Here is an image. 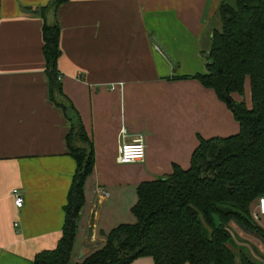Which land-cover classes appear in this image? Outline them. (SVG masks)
<instances>
[{
  "label": "crops",
  "instance_id": "crops-1",
  "mask_svg": "<svg viewBox=\"0 0 264 264\" xmlns=\"http://www.w3.org/2000/svg\"><path fill=\"white\" fill-rule=\"evenodd\" d=\"M49 1L0 0V264H34L36 254L55 248L76 168L65 144L69 123L48 96L38 11ZM233 1L68 0L58 6L59 81L94 149L71 264L100 248L116 226L135 222L137 187L167 176L174 165L187 169L198 135L234 133L225 104L191 78L206 72L217 9ZM139 136L143 161L116 163L120 145ZM97 187L108 197L96 194ZM13 190L21 193V208ZM131 264L154 262L142 257Z\"/></svg>",
  "mask_w": 264,
  "mask_h": 264
},
{
  "label": "trees",
  "instance_id": "trees-1",
  "mask_svg": "<svg viewBox=\"0 0 264 264\" xmlns=\"http://www.w3.org/2000/svg\"><path fill=\"white\" fill-rule=\"evenodd\" d=\"M66 1L50 0L38 13L48 96L69 123L65 144L76 168L61 237L54 249L36 254L34 264H70L85 184L94 169L92 140L63 94L56 67V10ZM216 19L218 28L212 29L204 53L206 72L191 78L214 91L238 124V133L208 139L198 135L189 167L174 165L167 176L141 183L131 208L135 222L110 230L104 244L76 264H131L142 257L154 264H264L237 246L229 230L234 225L264 245V230L250 216L264 196V0L223 2ZM246 79L250 108L231 98L243 94Z\"/></svg>",
  "mask_w": 264,
  "mask_h": 264
},
{
  "label": "built area",
  "instance_id": "built-area-1",
  "mask_svg": "<svg viewBox=\"0 0 264 264\" xmlns=\"http://www.w3.org/2000/svg\"><path fill=\"white\" fill-rule=\"evenodd\" d=\"M126 131L121 128L120 135L124 137ZM144 158V144L141 136L137 137L130 143H122L118 149V155L116 158V163L118 164H132L140 163ZM96 194L103 198L108 197V193L97 187L95 190ZM11 195L14 198V205L17 208H21L23 204V199L21 193L18 190H13ZM250 216L254 222H258L261 216H264V196L258 198L255 202V207L251 210Z\"/></svg>",
  "mask_w": 264,
  "mask_h": 264
},
{
  "label": "rangeland",
  "instance_id": "rangeland-1",
  "mask_svg": "<svg viewBox=\"0 0 264 264\" xmlns=\"http://www.w3.org/2000/svg\"><path fill=\"white\" fill-rule=\"evenodd\" d=\"M214 27H217V22H214ZM231 98L236 101V102H243L245 105L250 108L251 107V99H250V86L249 82L246 79L245 84H244V92L241 96H239L236 93L231 94ZM232 121L234 122V130L232 131V135H235L239 131L238 124L235 122V120ZM230 136L231 133H228ZM223 137V136H222ZM228 137V135H227ZM159 179V178H158ZM257 223L263 230H264V216L260 217V220ZM232 227H229V230L234 237L235 244L245 251L249 252L251 256L258 260L262 261L264 260V245L262 244L261 240L258 239L257 237L253 235H249L247 233L241 232L238 228H236L234 225H231ZM71 264V263H70Z\"/></svg>",
  "mask_w": 264,
  "mask_h": 264
},
{
  "label": "water",
  "instance_id": "water-1",
  "mask_svg": "<svg viewBox=\"0 0 264 264\" xmlns=\"http://www.w3.org/2000/svg\"><path fill=\"white\" fill-rule=\"evenodd\" d=\"M90 248H92V247H90ZM83 256V254L82 253H80V258Z\"/></svg>",
  "mask_w": 264,
  "mask_h": 264
}]
</instances>
